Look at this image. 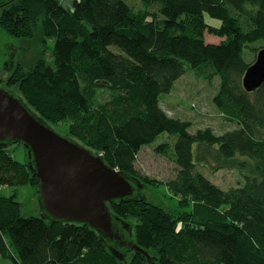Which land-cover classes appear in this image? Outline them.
Listing matches in <instances>:
<instances>
[{
    "label": "trees",
    "instance_id": "obj_1",
    "mask_svg": "<svg viewBox=\"0 0 264 264\" xmlns=\"http://www.w3.org/2000/svg\"><path fill=\"white\" fill-rule=\"evenodd\" d=\"M139 1L141 12L127 0H75L72 10L60 0L0 4L7 35L31 40L40 24L55 44L52 63L19 65L5 87L18 89L50 126L69 125V137L145 187L160 184L137 170L140 152L167 137L156 152L177 170L162 185L181 210L168 212L144 194L110 207L131 227L130 220L136 222L134 239L155 264H264V84L251 93L243 86L264 49V0ZM207 33L222 41L208 43ZM189 71L218 80L213 103L234 128L194 131L190 121L163 108L161 96ZM14 153L0 146V187L12 189L11 196L0 191V258L149 264L140 253L119 260L88 226L25 215L19 190L39 191L41 182L30 159L20 162ZM203 168L237 170L243 183L221 188Z\"/></svg>",
    "mask_w": 264,
    "mask_h": 264
},
{
    "label": "water",
    "instance_id": "obj_2",
    "mask_svg": "<svg viewBox=\"0 0 264 264\" xmlns=\"http://www.w3.org/2000/svg\"><path fill=\"white\" fill-rule=\"evenodd\" d=\"M10 1V0H9ZM264 84V49L243 79L247 92ZM0 81V146L28 149L30 165L40 179L39 204L52 223L80 224L95 231L121 261L133 253H149L138 246L134 231L111 206L138 200L145 184L131 174L109 166L98 155L55 131Z\"/></svg>",
    "mask_w": 264,
    "mask_h": 264
},
{
    "label": "rangeland",
    "instance_id": "obj_3",
    "mask_svg": "<svg viewBox=\"0 0 264 264\" xmlns=\"http://www.w3.org/2000/svg\"><path fill=\"white\" fill-rule=\"evenodd\" d=\"M9 0H0V4ZM136 11L144 9V5L139 0H127ZM157 7L147 10L154 11ZM145 10V9H144ZM141 12V11H140ZM1 17V11H0ZM208 21L211 22L210 18ZM214 22V21H213ZM217 24L219 23L218 21ZM35 36L33 39H15L7 35L0 26V81L5 82L9 76L21 65L25 70L35 67L40 60L47 63L53 62L52 51L54 42L45 37L41 25L35 27ZM208 43L219 44L222 39L206 34ZM218 80L208 82L199 77L194 72L189 71L184 77L177 81L174 90L170 94L161 96V104L163 108L172 116L188 120L193 125V130L213 128L216 133L222 134L232 128L234 125L225 121L221 112L215 107L213 98L218 92ZM5 87V85H3ZM12 92L19 98H23L18 89L14 88ZM51 127L58 133L69 136V125ZM157 143L144 147L138 157L136 164L137 170L144 176L150 177L159 182V187H145L143 194L148 201L154 202L162 206L168 212L180 211L179 199L172 195L162 183H166L169 179L175 177L177 167L174 161L166 156L156 152V147L162 140ZM11 151H15L14 157L24 162L29 160V151L20 145L9 147ZM201 171L211 179L215 184L224 189L237 187L243 183V179L237 170H222L217 173H211L206 168ZM0 191L6 195H12V189L0 187ZM19 201L23 204V213L28 216H44L39 204V194L37 189L24 187L19 190ZM134 220H130V224L134 227ZM0 264H12L5 258H0Z\"/></svg>",
    "mask_w": 264,
    "mask_h": 264
},
{
    "label": "crops",
    "instance_id": "obj_4",
    "mask_svg": "<svg viewBox=\"0 0 264 264\" xmlns=\"http://www.w3.org/2000/svg\"><path fill=\"white\" fill-rule=\"evenodd\" d=\"M66 10H72L75 0H60ZM6 2V1H5ZM4 3V2H3ZM2 4V3H1Z\"/></svg>",
    "mask_w": 264,
    "mask_h": 264
},
{
    "label": "flooded vegetation",
    "instance_id": "obj_5",
    "mask_svg": "<svg viewBox=\"0 0 264 264\" xmlns=\"http://www.w3.org/2000/svg\"><path fill=\"white\" fill-rule=\"evenodd\" d=\"M3 82V84H4V81H2ZM6 83V82H5ZM5 85V84H4Z\"/></svg>",
    "mask_w": 264,
    "mask_h": 264
}]
</instances>
